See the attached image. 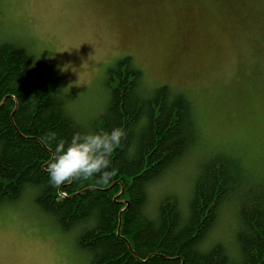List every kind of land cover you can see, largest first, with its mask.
Listing matches in <instances>:
<instances>
[{"label":"trees","instance_id":"obj_1","mask_svg":"<svg viewBox=\"0 0 264 264\" xmlns=\"http://www.w3.org/2000/svg\"><path fill=\"white\" fill-rule=\"evenodd\" d=\"M253 42L257 62L264 44ZM41 75L29 47L0 42V207L29 198L60 231L75 234L90 264H264V170L242 152H209L184 198L163 196L161 186L149 201L161 177L189 155L205 153L189 96L165 85L144 88L142 72L124 56L106 71L105 106L84 123L52 76ZM114 127L125 134L110 158L116 172L107 183L49 185L54 144L42 142L46 132L67 142L77 131Z\"/></svg>","mask_w":264,"mask_h":264},{"label":"rangeland","instance_id":"obj_2","mask_svg":"<svg viewBox=\"0 0 264 264\" xmlns=\"http://www.w3.org/2000/svg\"><path fill=\"white\" fill-rule=\"evenodd\" d=\"M259 38L264 44V0H0V42L29 47L82 122L105 106L106 71L124 56L144 88L189 96L205 153L160 181L163 196L184 198L209 152L230 148L264 170V49L257 62L251 51ZM75 241L29 198L0 207V264H90Z\"/></svg>","mask_w":264,"mask_h":264},{"label":"clouds","instance_id":"obj_3","mask_svg":"<svg viewBox=\"0 0 264 264\" xmlns=\"http://www.w3.org/2000/svg\"><path fill=\"white\" fill-rule=\"evenodd\" d=\"M124 134L119 127L110 131H77L66 142L58 139L55 132H46L42 142L50 147L54 144L52 159L47 165L49 185L59 188L65 182L90 178H96L97 184L107 183L116 172L111 168L110 158Z\"/></svg>","mask_w":264,"mask_h":264},{"label":"bare ground","instance_id":"obj_4","mask_svg":"<svg viewBox=\"0 0 264 264\" xmlns=\"http://www.w3.org/2000/svg\"><path fill=\"white\" fill-rule=\"evenodd\" d=\"M165 176H163V177H161L157 182H156V184L155 185H153L150 189V191H149V201H151V198H152V196H153V194H154V192H155V190H157L159 187H158V184L160 183V181L164 178ZM158 187V188H157ZM157 188V189H156Z\"/></svg>","mask_w":264,"mask_h":264}]
</instances>
